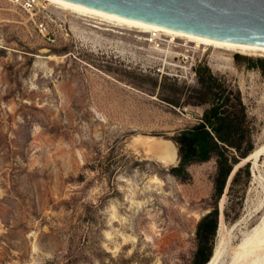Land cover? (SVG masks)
Segmentation results:
<instances>
[{
	"label": "rangeland",
	"instance_id": "rangeland-1",
	"mask_svg": "<svg viewBox=\"0 0 264 264\" xmlns=\"http://www.w3.org/2000/svg\"><path fill=\"white\" fill-rule=\"evenodd\" d=\"M46 6L0 0V264H197L217 163L191 165L183 181L169 172V142L210 106L196 72L207 65L240 92L263 145L264 74L248 64L264 57L182 39L151 51L138 33L87 35L77 15ZM240 167L251 176L224 217L233 244L264 217V155Z\"/></svg>",
	"mask_w": 264,
	"mask_h": 264
},
{
	"label": "trees",
	"instance_id": "trees-1",
	"mask_svg": "<svg viewBox=\"0 0 264 264\" xmlns=\"http://www.w3.org/2000/svg\"><path fill=\"white\" fill-rule=\"evenodd\" d=\"M240 54H235L238 59ZM250 66H257L264 74V60L259 59ZM198 80L204 87L210 106L204 110L202 121L177 131L171 136L178 147L179 163L169 168V172L177 178L187 181L191 179L189 167L195 163L215 159L217 173L214 181L216 201L213 209L199 221L197 236L199 249L196 253L197 264H207L213 254L216 235L220 221L218 199L222 197L235 166H238L229 184V203L224 209L225 219H231L232 204L235 200V188L241 178L250 180L249 167H240L244 159L255 149L250 130L246 105L240 92H234L212 72L207 65L196 68ZM243 159V160H242ZM243 196L240 197L242 203ZM231 202V203H230ZM239 212L233 218H237Z\"/></svg>",
	"mask_w": 264,
	"mask_h": 264
},
{
	"label": "bare ground",
	"instance_id": "bare-ground-1",
	"mask_svg": "<svg viewBox=\"0 0 264 264\" xmlns=\"http://www.w3.org/2000/svg\"><path fill=\"white\" fill-rule=\"evenodd\" d=\"M46 1L64 12L67 11L68 13H73L81 18L83 20L82 31L87 35L92 34V36L96 35L101 37L102 35L106 36L110 34L114 37L121 38L120 34L127 35L128 33H125V31H131L138 33V35L134 36V38L136 37V41L146 45L143 49L151 51L167 53V49H164L160 47V44H157L158 41H165L173 43L176 46H180L181 44L177 43V40L182 39L186 41L187 44H194L193 46L195 48L213 47L218 50L227 51L230 54L241 53L244 55L264 57V45L211 38L200 34L169 28L148 21L106 12L68 0ZM79 30L80 29L78 28L77 31ZM107 39L108 38L106 37V40ZM188 47H191L190 44ZM137 48L142 49V47L138 46ZM169 143L174 148L173 143ZM262 155H264V144L257 146L244 162L249 160L254 161L255 168L257 161L261 159ZM244 162H242L241 165ZM237 169L238 168L235 166V169L230 176L229 184ZM253 175L255 176L256 172H254ZM226 189H228V186ZM225 199L226 195L222 198V201H220V226L218 229L213 255L207 264H264V217L255 228H252L249 232H245L242 237H240V240L233 244V242L230 241L229 233L225 228ZM239 223L240 221L238 220L231 226V228H235Z\"/></svg>",
	"mask_w": 264,
	"mask_h": 264
},
{
	"label": "water",
	"instance_id": "water-1",
	"mask_svg": "<svg viewBox=\"0 0 264 264\" xmlns=\"http://www.w3.org/2000/svg\"><path fill=\"white\" fill-rule=\"evenodd\" d=\"M68 1L211 38L264 45V0ZM165 156L161 161L172 164L173 156ZM177 157L179 163L178 147Z\"/></svg>",
	"mask_w": 264,
	"mask_h": 264
},
{
	"label": "built area",
	"instance_id": "built-area-1",
	"mask_svg": "<svg viewBox=\"0 0 264 264\" xmlns=\"http://www.w3.org/2000/svg\"><path fill=\"white\" fill-rule=\"evenodd\" d=\"M13 4L20 6L23 10L30 13H40L45 12L47 9L46 0H7ZM40 30L44 32L46 27L44 24L39 25Z\"/></svg>",
	"mask_w": 264,
	"mask_h": 264
}]
</instances>
